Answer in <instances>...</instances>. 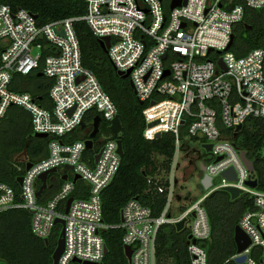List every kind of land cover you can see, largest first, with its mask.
Listing matches in <instances>:
<instances>
[{
	"label": "built area",
	"instance_id": "obj_1",
	"mask_svg": "<svg viewBox=\"0 0 264 264\" xmlns=\"http://www.w3.org/2000/svg\"><path fill=\"white\" fill-rule=\"evenodd\" d=\"M85 1L83 17L44 25L26 9L0 6V122L11 108H20L30 115L33 135L48 136V155L18 166L20 171L25 167L20 185L22 202H17L12 187L0 181V214L16 208L26 210L32 216V234L45 241L58 226L56 221L64 220L65 248L58 264H104L108 248L102 232L109 228L123 230L124 253L125 247L132 250L131 258L126 257L129 264H157L160 229L186 220L191 264H208L202 243L210 238L211 225L204 203L214 192L232 187L241 191L240 197L253 200V207L244 212L238 224L251 240L244 252L246 264H264V192L247 184L255 180L254 173L244 165L243 151L234 142L249 119L262 121L260 153L264 160V49L237 56L231 50L234 43L229 48L235 28L246 24L247 11L263 10L264 0H187L173 10L170 0L169 13L164 0ZM78 21L85 22L99 40L110 37L108 56L112 64L117 72H130L136 97L146 104L145 140L170 134L175 146L184 138H201L204 144L212 145V158L205 164L212 186L181 215L172 214L168 176L170 186L156 188L158 193L168 192L160 215L132 198L121 210L119 225L104 223L102 193L115 180L122 162L118 138L107 137L96 144L99 151L90 156L87 152L92 150L86 146L89 137L85 136L92 133L96 116L109 129L118 110L96 75L83 66L75 30ZM220 60L226 71L219 66ZM41 73L52 81L48 100L16 88L17 77ZM47 101L51 107L44 105ZM91 113L98 115L87 127ZM83 122L87 129L74 137L84 130ZM29 163L32 167L27 170ZM68 166L73 169L68 170ZM230 168L235 170L236 180L222 177ZM52 169L60 171V177L58 172L50 175L46 190L55 186L58 190L52 196L44 194L45 190L38 197L40 176ZM80 181L84 186L77 184ZM152 182L150 178L148 183ZM70 198L73 201L66 213Z\"/></svg>",
	"mask_w": 264,
	"mask_h": 264
},
{
	"label": "trees",
	"instance_id": "obj_2",
	"mask_svg": "<svg viewBox=\"0 0 264 264\" xmlns=\"http://www.w3.org/2000/svg\"><path fill=\"white\" fill-rule=\"evenodd\" d=\"M163 2L169 13L170 0ZM1 5H8L14 10H28L37 17L40 25L67 18H81L87 11L85 0H0ZM245 23L252 29H247L246 24L235 28V41L231 50L237 56H245L253 49H264V9L247 11ZM75 30L81 45L83 66L96 75L104 91L111 97L123 125L121 135L116 137L110 133L108 124L103 120L98 136L106 134L109 138L121 139L124 148L121 168L113 183L102 193L104 223L107 226L119 225L121 210L132 198H138L150 206L155 215H160L167 204L168 192L158 193L156 188L159 185L166 188L170 186L167 178L175 158L174 137L165 134L154 141L145 140L143 110L146 104L142 105L134 94L130 79L118 75L108 54L102 49L99 38L94 36L89 26L78 21ZM31 78L32 81L26 83L25 77H17L16 88L48 100L52 81L37 75ZM44 105L51 107L49 101ZM96 115H89L87 127L92 126ZM86 129L79 130L74 137ZM234 142L253 161V177L258 181V190L264 192V160L260 153L263 143L262 121L249 119L244 129L235 135ZM47 143L48 139L35 138L30 115L20 108H11L0 122V181L15 190L19 203L22 198L17 180L24 174L25 167L18 170L22 164L15 163V158L27 150L31 162H37L48 155ZM98 151L96 145L94 150L87 153L93 156ZM93 163L92 160L90 164ZM150 178L153 179L151 184L148 183ZM77 184L84 186L81 181ZM85 188L88 187L85 185ZM57 190L58 186H55L44 194L52 196ZM204 205L211 225V236L202 243L208 254V264H236L233 259L237 254L234 230L244 212L253 207V200L246 196L233 200L229 193L217 191L205 200ZM31 219V214L22 208L0 214V259L6 264H53L52 256L62 227L58 225L53 235L45 241L32 234ZM102 235L108 248L104 264H129L122 244L123 230L109 228ZM189 236L188 228L178 231L173 225L163 226L156 239L157 264H191Z\"/></svg>",
	"mask_w": 264,
	"mask_h": 264
},
{
	"label": "water",
	"instance_id": "obj_3",
	"mask_svg": "<svg viewBox=\"0 0 264 264\" xmlns=\"http://www.w3.org/2000/svg\"><path fill=\"white\" fill-rule=\"evenodd\" d=\"M186 1L187 0H172L171 3H170V10H173V9H175L177 7H180L183 4L185 5ZM245 26L249 30L252 29V26H250V25L246 24ZM61 35H63V33H61ZM44 40L47 41L46 38H44ZM234 40H235V34L232 35V40H231L229 48L233 45ZM99 41H100V44L102 46V49L105 51V53L108 54V51H109V48H110V45H111L110 37L101 38ZM219 66L223 70L226 71V66H225L223 60L219 61ZM118 75L123 77V78H129L130 72H128L127 74H124L122 72H118ZM38 76L39 77H43L44 74L41 73ZM81 79L82 78L78 79V81L81 80ZM130 84H131V88L134 91V94L136 95V91H135L134 85H133V83L131 81H130ZM141 104L143 105V103H141ZM101 123H102V118L100 116H96L95 119H94V123H93V131H92V133L89 136V140L86 141V146H87L88 150H93L94 139H96L99 136V134H100ZM85 126H86V123L83 122L81 124V128L84 129ZM241 128H242L241 126L238 127L237 131L241 130ZM109 131L111 132L112 135H114L116 137L121 135V133L123 131V125H122V122H121V119H120L119 115H117L112 120L111 125L109 126ZM47 137L48 136L46 134H36L35 135V138H37V139L38 138L45 139ZM160 138H161V135L158 134L157 135V139H160ZM117 143H118V147H119L118 148V152L120 154V157L123 159L124 158L123 141L121 139H118ZM203 148L207 151V153H209L212 150V145L204 144ZM99 157H100V155L98 154L96 156V162L98 161ZM220 159H218V160H220ZM241 159H242L244 165L246 166V168L249 171H251L252 173H254L255 172L254 163L247 157V153L245 151H243L241 153ZM31 167H32V164L29 163V164H27L26 169L29 170ZM66 168L68 170H72L73 169V167H71V166H68ZM206 169H207L206 166L203 164L202 165V171H203L202 186H203V188L205 190H209L211 188V186H212V178L206 173ZM57 172H58L57 169H52L51 171L46 172V173H44V174H42L40 176V181H41L42 185H41L39 191L37 192V196L38 197H40L42 195V193L48 188L49 176L53 175V174H56ZM222 177H224V178H226L228 180H236V172H235V170L233 168H230L228 170H225L222 173ZM78 179H79V176H76L75 177V181H77ZM62 180L66 181L67 177L64 176ZM17 181H18L19 185H22L23 178L19 177ZM247 184L250 187H252V188H256L258 186V181L257 180H250V181H248ZM223 191L229 193L233 200L238 199L240 197V195H241V191L239 189L232 188V187L225 188ZM72 201H73V198H70L68 200L66 213H68L69 207H70ZM185 223H186V220H183V221L179 222L177 224V226H176L177 230L178 231H182L183 229H185ZM56 224L62 226V232H61V234L59 236L57 248H56V250H55V252H54V254L52 256L53 264H58L59 259H60L61 255L63 254L64 248H65V240H64V225H65V222L62 219H58L56 221ZM234 241H235V245H236V249H237V254L239 255L238 257H236L234 259V262L236 264H246L247 256L244 254V252L250 247L251 240H250L249 236L240 228V226H236L235 227V230H234ZM193 243H195V241ZM106 253H108V249H106ZM125 255H126V257L128 259L131 258L132 250H131L130 247H125ZM0 264H6V262H4V261H2L0 259ZM85 264H89V263H85Z\"/></svg>",
	"mask_w": 264,
	"mask_h": 264
},
{
	"label": "rangeland",
	"instance_id": "obj_4",
	"mask_svg": "<svg viewBox=\"0 0 264 264\" xmlns=\"http://www.w3.org/2000/svg\"><path fill=\"white\" fill-rule=\"evenodd\" d=\"M32 79L31 77H26L24 80L26 83H30ZM107 137L106 134L102 136L103 139ZM95 140L96 147L100 137ZM203 145L204 140L201 138L197 140L184 138L178 146L176 145L175 158L170 174L171 211L175 217L181 215L185 209H188L194 202L200 200L208 193V190H205L202 186V165L208 164L212 156L207 153ZM25 161L31 162V157L27 150L18 154L15 158V163L23 164ZM57 177H60V171Z\"/></svg>",
	"mask_w": 264,
	"mask_h": 264
},
{
	"label": "flooded vegetation",
	"instance_id": "obj_5",
	"mask_svg": "<svg viewBox=\"0 0 264 264\" xmlns=\"http://www.w3.org/2000/svg\"><path fill=\"white\" fill-rule=\"evenodd\" d=\"M103 136V135H102ZM102 136L100 137V140H99V144L101 143H103L104 142V139L102 138Z\"/></svg>",
	"mask_w": 264,
	"mask_h": 264
}]
</instances>
